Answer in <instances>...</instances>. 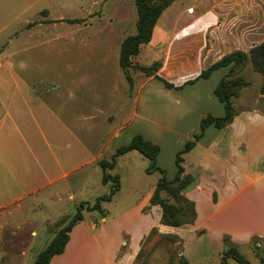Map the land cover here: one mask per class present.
<instances>
[{"label":"rangeland","instance_id":"374dc122","mask_svg":"<svg viewBox=\"0 0 264 264\" xmlns=\"http://www.w3.org/2000/svg\"><path fill=\"white\" fill-rule=\"evenodd\" d=\"M216 2L175 0L162 11L153 41L142 44L132 60L136 66L161 61L155 73L163 80L130 68L134 84L129 93L118 55L122 39L136 31L134 0H0V203L18 198L11 214L0 216V254L6 252L0 264H33L46 239L80 202L92 203L108 193L110 182H102L98 162L109 160L134 134L160 147L156 164L167 179L174 177L176 152L199 132L206 111L223 114L214 88L228 66L207 78L199 73L217 53L245 49L264 39V0ZM29 22L36 23L25 27ZM209 49L212 52L206 54ZM237 74L248 81L233 99L237 114L243 109L264 113L262 75L251 63ZM228 130L209 126L191 156L201 159L195 154L203 148L204 162L214 171L207 174L208 184L213 181L218 187L210 190L205 184L204 190H195L197 220L172 226L169 232L153 226L154 235L175 238L149 244L150 253L137 264H219L224 243L237 247L249 264H261L264 222L256 216L264 215V181L246 190L243 209L231 203L217 212V204L211 202L219 197L225 202L230 192H221L222 184L235 181L230 174L235 171L232 147L223 152L209 144L239 142L238 133ZM148 165L136 150L118 156L108 172L119 175L120 189L103 202L105 220L98 211L84 210L71 238H107L102 236L104 228L119 233L123 249L144 234L154 219L143 217L138 209L144 201L150 205L161 176L158 171L147 173ZM200 173L201 169L188 173L196 182L183 191L185 195ZM3 223H10V231ZM11 229L15 234L7 238ZM31 229L37 235H30ZM227 263L240 264L231 257Z\"/></svg>","mask_w":264,"mask_h":264},{"label":"trees","instance_id":"16d2710c","mask_svg":"<svg viewBox=\"0 0 264 264\" xmlns=\"http://www.w3.org/2000/svg\"><path fill=\"white\" fill-rule=\"evenodd\" d=\"M173 1L174 0H134L137 11L136 31L122 39L118 55V63L128 84L129 93L132 92L134 84L130 74V68H137L147 76H153L154 78L163 80V78L155 73L161 66L159 60H154L149 66H136L133 64L132 59L140 52L142 44L151 42L153 30L160 14ZM65 20L72 23L80 21L79 18H67ZM33 23L36 22H29L25 27ZM247 63H251L254 70L262 75L260 91L264 94V40L253 44L246 50L234 49L229 51L205 69L201 70L198 77L207 78L213 70L228 66L227 73L220 78L214 88V95L222 103L224 113L219 116L208 113L200 119L199 132L194 133L192 138L186 140L182 147L176 152L174 160L176 170L174 177L172 179H167L165 177V170L156 164L160 147L144 138L141 134H134L127 143L118 146L114 150L109 160L102 158L98 162L102 168V182H110L109 192L96 197L95 201L92 203L80 202L74 214L61 221L51 240L37 253L34 264H50L51 258L54 255L63 252L70 237L69 233L74 225L83 219L84 210L98 211L102 216H105L106 210L103 207V202L110 201L113 195L120 189L119 175L110 174L108 170L115 166L118 156L131 150L140 152L149 160V165L145 169L147 173L158 171L161 175L155 183L149 197L150 205H158L161 208L160 223L170 226L192 224L196 219L195 203L193 200L189 199L183 191L194 184L196 180L191 174L185 173L182 165L183 154L196 145L209 125L222 128L232 122L234 116L237 114L233 99L238 95L239 90L248 84V81L237 73H239ZM189 82H193V80ZM164 83L167 87L171 86V84L165 80ZM156 231L157 229L155 227L150 229L139 248L134 259V264H137L139 261H145L150 253L149 250H147L148 246H153L155 241L158 242L167 237L175 238L172 235H154ZM228 239L229 238H224V241ZM220 254L219 264H228V257L235 259L240 264H249V261L235 246L224 243V250L221 251ZM260 259L261 264H264V248L262 249V256Z\"/></svg>","mask_w":264,"mask_h":264},{"label":"crops","instance_id":"0c3cea01","mask_svg":"<svg viewBox=\"0 0 264 264\" xmlns=\"http://www.w3.org/2000/svg\"><path fill=\"white\" fill-rule=\"evenodd\" d=\"M221 1H223V0H217L216 4L218 2H221ZM214 8H216V6H213L210 9V11L213 10ZM247 8L248 7L246 6V7H244L243 10H245ZM2 10H4V9H2ZM205 12L206 11L201 12L198 15V17H202L205 14ZM155 27H156V24H155ZM155 27H154V29H155ZM153 35H154V30H153ZM153 35H152L151 42L153 41ZM263 40H261V41H263ZM259 42H257V43H259ZM252 45H250L249 47H251ZM249 47H247L243 50H246ZM235 49H241V48H235ZM232 50H234V49H232ZM232 50H230V51H232ZM211 52L212 51L209 49V52H207L206 54H210ZM224 54L225 53H221V52L217 53L215 55V57H213L210 60L209 65L212 64L213 62H215L216 60H218ZM206 60H207V58H206ZM161 66H162V62H161ZM161 66L159 67V69L161 68ZM206 112H209V113L216 115V116L222 115V112H218V111H216V113L214 111H211V110H208ZM223 113H224V109H223ZM209 126H213V125H209ZM228 128H232L233 132L238 133L239 142L235 143V141H231L230 139H228V140L226 139L224 141L220 140L217 142L210 141V143H209V144H214V145L218 146V148L223 152H224V150L232 147L231 153H232L233 161H232V158L230 160L232 162H234L233 169L235 170V171L232 170V172L230 173L232 176L235 177V181H229L230 179L228 178L229 180L227 182H223L221 190L219 189L221 192L222 191L223 192L224 191L230 192L231 195L228 193L229 194L228 198L223 203L220 201V197L218 199V202H216V203L213 200L211 201L212 204H214V205L217 204V206H218L217 212L226 208L231 203L234 204L235 206H238V208L243 209L246 205V202L248 201V200H243V199L241 201V198L245 194L246 190L249 187L256 185L257 181L258 182H262V180L264 181V164H263L264 162L262 163V161H261L262 157H264V113L261 112L260 110H257V109H243L237 115L234 116L231 123L226 125L227 130H228ZM239 132H240V134H239ZM201 138L199 139V141L196 143V145L191 150H189L188 152L183 154L182 165L184 167L185 173L195 172V170L198 171L199 169H201V172H202L199 175V179H198L199 181L197 180V183L195 185H193L192 187H190L189 190L186 191V196L191 200H193V194H194V192H196L195 190H204L205 184H207V186L211 187L210 190L218 189V187L213 183V181H212V184H210V185L208 184L209 177H207V174L209 172H214V171L210 167L209 163L204 162V158L201 154L203 148L200 150V152L198 154H195V157L201 156V159L200 158L199 159L191 158L193 153L199 149L200 144H201L199 142L201 141ZM251 161L253 163H255L254 166H251V164H250ZM245 164H247V165H245ZM242 167H243V171L241 170ZM238 169L243 172L242 173L243 176L241 178L242 182H240L241 174H240V171ZM63 175H64V173H63ZM213 176H214V173H213ZM225 181H226V178H225ZM262 186H264V183L262 184ZM216 191L218 192V196H219V191L218 190H216ZM208 192H210V191L208 190ZM209 196H210V194H209ZM17 200H18V198L16 196H14V197L10 198L9 201H4L3 204L0 203V210H2V212H3L0 214V216L2 214H5V213H6V217L9 216L11 214L9 212V210L14 205L16 206ZM194 203H195V209H196V219H195V221H196L198 218V206H197V202L194 201ZM147 205H149L148 202H147ZM145 207H147V206H146V202L144 201L139 206V209H138L139 213L143 217H145L146 215L150 216L152 219H154V222L149 224L147 226V228L144 230V234H142V235L140 234V236L138 238H136L132 244L126 242L125 247L122 249V246H123L122 244L124 243V241H122V239L119 238V233L116 231H106L104 228H102V231H103L102 236L106 235L107 238H95L94 235H91V238H71V233L78 227V224L80 222L79 221L76 225H74V227L70 231V233H69L70 237H69L68 242L65 245L63 252L54 255L51 258L50 264H131L134 256L136 255V253L139 250V247H140L142 240L144 239V237L147 235V233L149 232V230L153 226L159 227V230L162 232H169L170 229L173 228L170 225L161 224L159 222L160 215H161V211H160L159 206L149 205L146 210L144 209ZM151 214H153V215H151ZM105 218L106 217L103 216L102 220H105ZM256 218L261 219V221L264 222V215L263 214H262L261 218H260V216H256ZM2 225L4 227L8 226L9 231H10V228H11L10 223L9 224L3 223ZM14 229L16 230L15 227H14ZM14 229H11V233L9 232L7 238L11 237L12 234H15ZM54 233H53V235H54ZM34 234L37 235V232L34 229H31L30 235H34ZM53 235H51L50 238L46 239V241L44 242L42 247L39 249V251H41L47 245V243L51 240ZM39 251H37V253ZM5 253L6 252H3L2 254H0V258L2 256L4 257ZM23 253H25V252L23 251L22 254ZM37 253H36V255H37ZM183 253H184L185 258L187 260H189V256L184 251V246H183ZM6 255H8V254H6ZM36 255H35V258H36ZM8 258L11 261V257L9 255H8ZM10 264H12V263H10Z\"/></svg>","mask_w":264,"mask_h":264}]
</instances>
